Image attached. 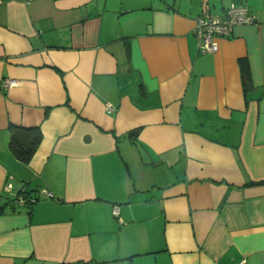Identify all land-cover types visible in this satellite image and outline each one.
Returning a JSON list of instances; mask_svg holds the SVG:
<instances>
[{"label": "crops", "instance_id": "obj_1", "mask_svg": "<svg viewBox=\"0 0 264 264\" xmlns=\"http://www.w3.org/2000/svg\"><path fill=\"white\" fill-rule=\"evenodd\" d=\"M229 1L2 0L0 264H264V0L192 33Z\"/></svg>", "mask_w": 264, "mask_h": 264}, {"label": "built area", "instance_id": "obj_2", "mask_svg": "<svg viewBox=\"0 0 264 264\" xmlns=\"http://www.w3.org/2000/svg\"><path fill=\"white\" fill-rule=\"evenodd\" d=\"M2 0H0V5ZM256 23V17L250 13L245 6L239 0H230L226 6H224L219 13L209 12L199 15L194 22L192 33L197 41V47L201 53H215L219 50V40L222 37L228 36L235 26L246 25ZM16 82L11 79H4L3 86L11 87ZM106 110L108 113L114 111V107L107 103ZM11 187L10 183H6V188ZM47 196H52L49 193H45ZM19 203H33L34 198L28 200L24 195H19L16 199ZM239 264H246L245 261H241Z\"/></svg>", "mask_w": 264, "mask_h": 264}, {"label": "trees", "instance_id": "obj_3", "mask_svg": "<svg viewBox=\"0 0 264 264\" xmlns=\"http://www.w3.org/2000/svg\"><path fill=\"white\" fill-rule=\"evenodd\" d=\"M7 130L9 133V150L18 161L28 164L41 140L39 127H24L10 123L7 126ZM257 183L260 184L264 182ZM24 193L27 192L24 191ZM24 197H26V195H24ZM33 203H30V205Z\"/></svg>", "mask_w": 264, "mask_h": 264}, {"label": "rangeland", "instance_id": "obj_4", "mask_svg": "<svg viewBox=\"0 0 264 264\" xmlns=\"http://www.w3.org/2000/svg\"><path fill=\"white\" fill-rule=\"evenodd\" d=\"M30 193L32 194L31 196L28 193H21V194L22 195H26V197L28 198V200L31 199V198H34L35 201H34V204L33 205H35V204L39 203L41 200H43V197L41 195H38L36 192H30ZM14 202L17 203V201H15V200H14ZM27 204L30 205V203H27Z\"/></svg>", "mask_w": 264, "mask_h": 264}]
</instances>
